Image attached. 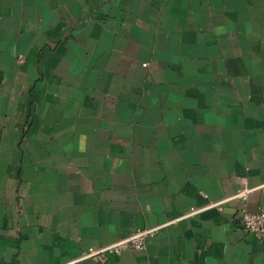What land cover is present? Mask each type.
Returning <instances> with one entry per match:
<instances>
[{
  "label": "crops",
  "instance_id": "1",
  "mask_svg": "<svg viewBox=\"0 0 264 264\" xmlns=\"http://www.w3.org/2000/svg\"><path fill=\"white\" fill-rule=\"evenodd\" d=\"M243 208H264V0H0V264H264Z\"/></svg>",
  "mask_w": 264,
  "mask_h": 264
},
{
  "label": "built area",
  "instance_id": "2",
  "mask_svg": "<svg viewBox=\"0 0 264 264\" xmlns=\"http://www.w3.org/2000/svg\"><path fill=\"white\" fill-rule=\"evenodd\" d=\"M147 64H144L146 66ZM251 189L239 190L232 198L247 199ZM224 202H215L212 206H217L220 209ZM241 225L252 233L258 240H264V208L256 211H248L241 209L237 215ZM159 227L142 229L134 234L122 238L112 244L94 248L90 247L82 258H99L106 254H121L124 250L132 248L135 250H144L147 246V239L155 235Z\"/></svg>",
  "mask_w": 264,
  "mask_h": 264
}]
</instances>
